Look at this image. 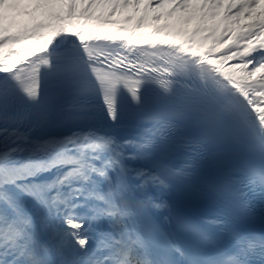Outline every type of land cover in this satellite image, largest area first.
Segmentation results:
<instances>
[{"label":"snow or ice","instance_id":"6c2138e0","mask_svg":"<svg viewBox=\"0 0 264 264\" xmlns=\"http://www.w3.org/2000/svg\"><path fill=\"white\" fill-rule=\"evenodd\" d=\"M166 4L183 27L154 32L179 42L134 31ZM139 6L0 0V264H264V0H148L126 37L69 32ZM205 168L186 194L215 211L192 216L165 194Z\"/></svg>","mask_w":264,"mask_h":264},{"label":"rangeland","instance_id":"374dc122","mask_svg":"<svg viewBox=\"0 0 264 264\" xmlns=\"http://www.w3.org/2000/svg\"><path fill=\"white\" fill-rule=\"evenodd\" d=\"M148 3V0H140V6H139V11H135L131 8H129V12H127L126 14L123 15H119V10L116 12L115 15L111 16L110 20H114V21H119V23L117 24H100L97 21H89L91 25H93L94 27H96L97 29L100 30V32L102 33H112L114 30L116 29H121L122 27L125 28L126 26L128 27V29H133V25L135 23V20L133 22V24L129 25L130 21H125V16L127 15H132L135 19L137 17H139L140 15L144 14V5ZM171 8V4H166L164 8L162 9H157L156 12L153 11H149L148 12V16H149V20L146 22L148 26L139 28V29H134V31L137 34H144L146 37L148 36H164V37H168L177 41H180V37H173V36H167L164 35L163 33H155L154 29L156 27H159L161 25L164 24H168L170 27L168 29H166L165 31H170L172 30V28H178V27H183V25L177 23V17H179L181 14L179 12L173 13V15L171 17H168L166 15V13L170 10ZM97 11H101V10H97ZM156 14H160L161 15V19L159 21H153L150 19L151 16L156 15ZM84 21H78V22H74L75 23V27H72L71 25H68V29L70 31L71 28H77L78 26H80ZM126 25V26H125ZM50 34V32L48 33ZM27 48V49H36L39 50L42 49L43 47V40L39 39V38H33L31 40H25L22 41L20 43L17 44H11V45H6L5 48L3 49L4 52H7L10 48ZM24 54L21 53L20 55Z\"/></svg>","mask_w":264,"mask_h":264},{"label":"bare ground","instance_id":"6f19581e","mask_svg":"<svg viewBox=\"0 0 264 264\" xmlns=\"http://www.w3.org/2000/svg\"><path fill=\"white\" fill-rule=\"evenodd\" d=\"M134 20H135V18L133 17V20L130 21L129 25L133 24ZM125 28L128 29L127 26ZM81 29H83L85 31H88V32H92V33L99 34L101 36L115 35L118 38H123V37H126V36H128L130 34L128 31H120L119 29L114 30L112 33H102V32H100L99 29H97L96 27H94L93 25H91L89 21H84L77 28H71L69 32H75V31H78V30H81ZM130 30H132V29H130ZM148 37H150L153 40H157V41L164 40V41H168L170 43L179 42L177 40H174V39H171V38H168V37H164V36H161V35H158V36H148ZM147 43H148L147 39L145 41H143V42L133 41V44H136L137 46H144ZM17 48H19V47H17ZM29 51L30 52H34L37 55L39 53H41V49H40V51L39 50H36V49H33V50L29 49ZM26 57H27V59L31 58V56L29 55L28 52H24V54L19 55V56H12L9 59L8 63L17 64L18 65V62L19 61H24ZM165 195H166V198L169 199L173 203V200H172V197H171L170 193L169 194H165Z\"/></svg>","mask_w":264,"mask_h":264},{"label":"trees","instance_id":"16d2710c","mask_svg":"<svg viewBox=\"0 0 264 264\" xmlns=\"http://www.w3.org/2000/svg\"><path fill=\"white\" fill-rule=\"evenodd\" d=\"M103 11H104L105 14L107 13V9H104ZM128 11H129V8L128 9L120 10V12L122 13V15L125 14V13H127Z\"/></svg>","mask_w":264,"mask_h":264}]
</instances>
